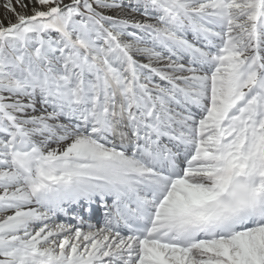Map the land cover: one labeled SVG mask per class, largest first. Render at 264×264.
<instances>
[{"label": "snow or ice", "instance_id": "snow-or-ice-1", "mask_svg": "<svg viewBox=\"0 0 264 264\" xmlns=\"http://www.w3.org/2000/svg\"><path fill=\"white\" fill-rule=\"evenodd\" d=\"M0 264H264V0H0Z\"/></svg>", "mask_w": 264, "mask_h": 264}]
</instances>
